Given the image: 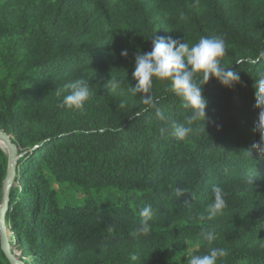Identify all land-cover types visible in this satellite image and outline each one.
Instances as JSON below:
<instances>
[{
	"label": "trees",
	"instance_id": "1",
	"mask_svg": "<svg viewBox=\"0 0 264 264\" xmlns=\"http://www.w3.org/2000/svg\"><path fill=\"white\" fill-rule=\"evenodd\" d=\"M158 36L189 46L222 36V65L239 73L231 88L203 86L207 119L184 141L161 135L154 110L136 117L146 105L130 91L135 56ZM261 72L264 0H0V131L21 155L5 212L12 248L26 264H187L212 247L228 253L217 264H264ZM78 80L91 92L83 112L62 106ZM170 88L154 80L151 94L168 121L189 126ZM7 171L0 148V205ZM214 185L228 206L201 220ZM149 204L150 231L137 234ZM0 264H11L1 239Z\"/></svg>",
	"mask_w": 264,
	"mask_h": 264
},
{
	"label": "clouds",
	"instance_id": "2",
	"mask_svg": "<svg viewBox=\"0 0 264 264\" xmlns=\"http://www.w3.org/2000/svg\"><path fill=\"white\" fill-rule=\"evenodd\" d=\"M152 45L150 52L138 51L135 56V70L132 75L136 84L131 86L130 91L133 95L141 94L143 103L146 105L145 108L136 112V117L144 112L154 110L155 116L159 120L167 122V127L160 129L161 135L171 134L178 141H184L192 134L191 125L194 121H202L204 124L207 119V100L202 94L203 86L209 82L210 78H215L224 87L231 88L239 82V73L222 65L226 54V43L222 36L201 37L199 42L192 46L171 37L158 36L152 40ZM120 54L124 57L128 55L126 50ZM236 63L240 64L241 61H236ZM198 74L200 82L197 80ZM154 80L169 81L171 84L169 90L181 99L182 107L191 109L187 121L189 126L167 120L164 110L159 107V99L154 98L151 94ZM108 86L114 90L120 86V81L110 79ZM66 87L70 91L63 97L62 106L83 112L91 96L89 84L78 80ZM254 87L256 107L259 109L255 131L259 133L260 141L253 147L258 150L261 156H264V72L259 74ZM250 181L252 183L253 177H250ZM176 191L179 197L182 192L178 188ZM212 192L214 199L207 206L206 214L200 215L201 220H212L221 215L228 206L225 199L227 193L221 187L214 185ZM139 215L141 220L136 233L147 234L150 231L149 222L154 216L152 206L145 205L140 209ZM201 236L208 243L216 240L214 231L209 229L202 230ZM227 255L226 249L212 247L207 254L191 255L190 259H187V264H217L219 258H224Z\"/></svg>",
	"mask_w": 264,
	"mask_h": 264
},
{
	"label": "water",
	"instance_id": "3",
	"mask_svg": "<svg viewBox=\"0 0 264 264\" xmlns=\"http://www.w3.org/2000/svg\"><path fill=\"white\" fill-rule=\"evenodd\" d=\"M0 141L8 148L7 151L0 145V148L8 153V171L3 189V199L0 205V239L2 250L4 251L11 264H26L24 261L18 259L11 247L10 238L5 227V212L9 205V195L12 186L15 184L16 169L18 167V159L21 156L19 149L14 142H12L10 135L4 131H0Z\"/></svg>",
	"mask_w": 264,
	"mask_h": 264
},
{
	"label": "rangeland",
	"instance_id": "4",
	"mask_svg": "<svg viewBox=\"0 0 264 264\" xmlns=\"http://www.w3.org/2000/svg\"><path fill=\"white\" fill-rule=\"evenodd\" d=\"M6 154H7V157H8V153H6ZM5 227L7 228V234H8V237L10 238V237H11L10 229H8V227L6 226V224H5ZM11 247H12V246H11ZM12 250H13L15 256H16L18 259L22 260V259H21V258H22V255H21L20 251H18V250H16V249H12ZM28 259H30V258H28ZM41 264H43V263H41Z\"/></svg>",
	"mask_w": 264,
	"mask_h": 264
},
{
	"label": "bare ground",
	"instance_id": "5",
	"mask_svg": "<svg viewBox=\"0 0 264 264\" xmlns=\"http://www.w3.org/2000/svg\"><path fill=\"white\" fill-rule=\"evenodd\" d=\"M0 145L4 148V150L5 151H7L8 150V148L3 144V142L2 141H0Z\"/></svg>",
	"mask_w": 264,
	"mask_h": 264
}]
</instances>
